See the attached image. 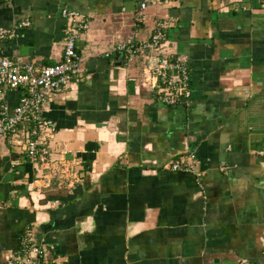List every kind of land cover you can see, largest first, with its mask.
Listing matches in <instances>:
<instances>
[{
  "label": "crops",
  "instance_id": "obj_1",
  "mask_svg": "<svg viewBox=\"0 0 264 264\" xmlns=\"http://www.w3.org/2000/svg\"><path fill=\"white\" fill-rule=\"evenodd\" d=\"M143 1L0 2V30L15 32L0 61L59 63L62 10L89 22L80 75L47 107L70 175L0 140V264L26 229L50 264H264V0ZM160 23L159 55L191 68L192 96L175 106L158 100L143 58L114 51ZM190 154L201 176L171 169Z\"/></svg>",
  "mask_w": 264,
  "mask_h": 264
},
{
  "label": "built area",
  "instance_id": "obj_2",
  "mask_svg": "<svg viewBox=\"0 0 264 264\" xmlns=\"http://www.w3.org/2000/svg\"><path fill=\"white\" fill-rule=\"evenodd\" d=\"M160 1L163 0L143 1L141 8H147L150 2ZM0 2H11V0H0ZM62 14L67 20V27L64 52L59 63L40 66L13 57H4L0 61V98L4 99L10 91H16L18 94L13 107L7 101L0 104V140L19 149L31 162L49 169L50 175L67 177L74 165L67 158L53 157L52 143L57 133V124L48 116L47 107L57 96L64 94L80 75L82 58L77 50V38L88 29L89 22L87 17L71 8H64ZM142 19L144 17L141 14L136 17L138 22ZM29 24L25 20L20 23V27ZM14 35L13 30H0V39ZM166 39L164 24L160 23L150 39L139 41L131 35L119 43L114 51L123 54L129 62L143 58L148 65L146 73L150 75L149 85L158 100L163 104L175 106L190 100L192 75L186 60L159 55L158 52ZM171 169L195 172L197 176L203 174L197 168L194 154L173 161ZM5 264H50V262L45 256L43 247L33 240L31 230L26 229L22 236L21 248Z\"/></svg>",
  "mask_w": 264,
  "mask_h": 264
},
{
  "label": "water",
  "instance_id": "obj_3",
  "mask_svg": "<svg viewBox=\"0 0 264 264\" xmlns=\"http://www.w3.org/2000/svg\"><path fill=\"white\" fill-rule=\"evenodd\" d=\"M244 264H248V263H244Z\"/></svg>",
  "mask_w": 264,
  "mask_h": 264
},
{
  "label": "trees",
  "instance_id": "obj_4",
  "mask_svg": "<svg viewBox=\"0 0 264 264\" xmlns=\"http://www.w3.org/2000/svg\"><path fill=\"white\" fill-rule=\"evenodd\" d=\"M178 160V159H177Z\"/></svg>",
  "mask_w": 264,
  "mask_h": 264
}]
</instances>
